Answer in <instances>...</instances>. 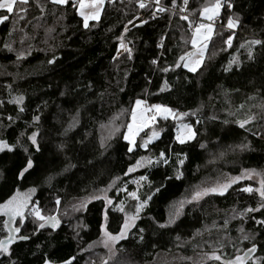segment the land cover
Masks as SVG:
<instances>
[{
	"label": "trees",
	"instance_id": "1",
	"mask_svg": "<svg viewBox=\"0 0 264 264\" xmlns=\"http://www.w3.org/2000/svg\"><path fill=\"white\" fill-rule=\"evenodd\" d=\"M38 2L43 12L37 0H29L23 20L17 19L15 11L0 10L9 15L0 23V139L14 144L20 137L35 161L31 175L20 180L17 173L25 153L19 147L0 153V203L16 189L22 192L36 186L33 200L45 215H57L61 224L32 235L37 227L33 217L26 215L18 226L12 221L10 227L20 228L17 235L31 239L10 245L11 260L44 264L47 257L59 264L75 257L72 264H221L204 254L216 249L222 260L241 255L251 246L240 241L241 227L256 235L258 248L253 256L264 257V227L252 219H264V209L243 220L232 218L234 209L240 212L261 202L254 191L242 190L251 183L239 181L224 195L193 199L203 185L241 175L244 169L264 173V0H231L233 7L221 10L204 63L195 73L174 65L192 50L190 29L200 20L202 8L214 0H189L188 21L180 18L183 0H176V8L170 0H160V6L168 9L165 12L157 11L155 0H146L144 8L140 0L107 1L99 21H90L89 29L82 27L73 7ZM230 15L240 18L235 30L226 26ZM229 35L230 47L224 42ZM120 36L132 49L131 59L123 50L117 56ZM253 39L262 43L251 46L250 59L248 42ZM5 43L13 50L8 51ZM19 52L25 56L17 60ZM53 56L55 63L49 64ZM233 58L239 66L233 64L225 71ZM19 95L25 97L22 113L20 106L9 103ZM136 99L189 113L183 121L192 125L195 138L180 144L176 140L180 121L158 118L153 124L162 129L159 138L147 149L140 147L141 138L150 133L147 128L129 153L123 135ZM250 115L256 119L240 128L236 121ZM33 116H39V121H33ZM33 131L38 132L39 152L27 140ZM249 143L250 150L238 147ZM161 151L168 164L155 163ZM177 154L184 159L182 166L177 165ZM140 157H150L154 163L129 173ZM178 167L183 173L180 179L175 178ZM49 175L55 177L50 184L46 182ZM142 175L146 181L139 186L133 183ZM125 187L128 192L138 190L141 199L152 192V199L136 227L108 255L97 247L105 225V201L89 198L106 195L114 203L123 200L131 211L135 202ZM157 187L159 192L154 191ZM178 208L180 215L174 222L159 227ZM108 215L107 228L116 233L123 214L108 206ZM5 221L0 216V239L8 235ZM0 264H9L8 258L0 256Z\"/></svg>",
	"mask_w": 264,
	"mask_h": 264
},
{
	"label": "snow or ice",
	"instance_id": "2",
	"mask_svg": "<svg viewBox=\"0 0 264 264\" xmlns=\"http://www.w3.org/2000/svg\"><path fill=\"white\" fill-rule=\"evenodd\" d=\"M49 2L53 5H65V6H71L74 9H76L78 15L82 18V27L84 29L90 28V21H99L101 16V11L104 7L105 0H49ZM109 2H112V0H109ZM171 5L173 8L177 7L176 0H170ZM29 3V0H0V10H6V13L12 14L15 11V15L18 20H23L25 18V15L28 11V8L26 7ZM155 3L157 5V11L159 12H165L168 9H166L163 6H160V0H155ZM189 3V0H183V6L181 7L180 11L183 13L187 11V5ZM19 5L20 7L14 9V6ZM37 6L40 7L41 11L43 12V7L39 5V2L37 0ZM140 8H144L146 5L143 2V0H140ZM231 9L233 7V4L231 3V0H214V2L210 5H205L202 10L200 11V16L207 21H215V18L218 17L221 13V10L224 8ZM180 18L182 20L188 21L189 16L188 15H181ZM9 19V15L7 14H0V23H3ZM145 21H142V23ZM131 23V21H129ZM190 26L191 22L189 21ZM241 21L240 18L237 16L233 18V16H228L227 18V28L228 29H235L240 25ZM125 31H127V28H125ZM214 33V23H199L196 24L193 27V33L190 38V43L192 50L185 52L182 56L179 57V61L175 63V67H183L186 68L189 72L195 73L203 64L205 60V54L208 49V42L212 39ZM119 41V47L117 49V56H119L120 50H123L124 53L127 54L128 59H131L132 57V49L128 46L127 43H125V39L123 36H120L117 38ZM229 47L231 46L232 42V35H229L227 40L224 41ZM250 47L248 51L249 58H252V50L251 46L254 45H260L262 43L259 39H253L248 42ZM243 47V45H241ZM4 47L8 51H12V47L10 44L5 43ZM30 54V53H29ZM25 56V53L19 52L17 54V60L23 59ZM116 59V57H114ZM56 57L53 56L52 59L48 61L49 64L55 63ZM153 64L156 63V60L152 61ZM233 64H236L239 66V61L233 58L232 61L229 62V65L227 68H225V71L231 70V67ZM163 71L167 72L169 69L164 68ZM10 87V86H9ZM25 97L23 95H19L15 97L14 99L10 100L9 103H15L17 106H20L23 104ZM3 101H0V104H2ZM243 107V105H241ZM24 107H19V112H24ZM189 113L187 112H180L176 109H173L167 105L160 104V103H154V104H148L147 100L144 99H136L135 104L131 109V123L127 125L128 131L126 134L123 135V139L128 142L129 147L127 148V151L129 153L133 152V147L136 145V136L144 129V128H151V125L157 120V117H159L162 120H168L169 118L173 120L180 121V123L177 125V135L176 140L180 144H185L188 141H191L195 138L196 132L193 130L192 125L183 123V118L188 116ZM191 115H195V113H191ZM9 121L12 120V117H8ZM255 115H250L246 119L238 120L236 123H238L240 128H245V125L249 124L251 121L255 120ZM33 121H39V116H33ZM199 121H197L198 123ZM227 122V121H225ZM24 133H21L20 136H24ZM253 135H256V133H253ZM160 136V132L156 131L155 129L151 130V135L147 136L146 139L142 138V142L140 144V147H143L145 149L148 148L149 143L153 139H157ZM38 132L33 131L30 135L27 136V140L30 141V146L36 151H40V145L38 143ZM203 146V145H202ZM21 148L22 151L25 153V162L23 166L19 169L17 173V178L20 180L25 179L26 174L31 175V171L35 167V161L32 158V154L29 151L28 146H24L21 143L20 137H17L16 142L14 144H10L6 139H0V153H3L5 151L7 152H13L16 148ZM62 147V146H61ZM101 147H104V144H101ZM242 151L243 150H250V143L249 144H242L238 146ZM180 154H177V165L182 166L184 164V159L179 158ZM163 162L164 164H168L169 160L166 157V154L161 151L158 154V157L155 159V163ZM143 162H146L148 165H152L154 163L153 159L150 157H140L135 165L130 166L128 168V172H133L137 168L143 166ZM58 175V174H57ZM183 175L182 172L179 171V167L177 168V175L176 179H180ZM262 176L264 177V173L257 172L255 169H244L241 173V175L233 176L230 179L226 180L223 183H219L214 187L204 188L201 191H197L195 195L193 196V199H199L205 195L208 194H219L224 195L225 192L229 188L232 187L233 184L238 183L239 181L243 179H252L253 176ZM55 177L52 175H49L46 177V182L51 183L52 180ZM118 179V178H117ZM168 179H171V177H168ZM146 176H140L139 181H146ZM139 181H133V183H137L139 186ZM260 186L256 189H253L251 186H247L243 188L242 190L244 192L252 193L253 191L257 192L259 196L261 197V202L258 204L257 207H246L240 212H236L235 209L233 210V219L239 217L241 220H243L249 213L259 212L261 209H264V178L260 180ZM112 185H109L108 187H111ZM127 196L131 198L132 201L135 203L132 205V210L128 211L125 207V201L120 200L118 203H114L113 199L107 197L106 195L101 197L99 195L91 196L89 199H101L103 198L105 201V208L103 212V219L105 221V225L102 226L103 231V240L101 241L104 245V247L109 248L111 250V246L115 244L116 242L126 239L127 234L131 231L132 228L136 227V221L141 218V212L147 207L149 201L152 199V192H149L145 195L143 199H141L140 195L138 194V190L128 192L127 188L125 187L123 189ZM37 191V187L33 186L27 189L26 192L21 193L19 189H16L14 194L10 196L5 202L0 203V213H3L4 215L9 217L8 221H5L6 227H8V235L4 239H0V256H6L8 258L9 264H16V261L11 260L12 251L10 249V245H12L17 240L20 241H28L31 239L30 235L24 234V235H17L20 232L19 227H10L13 220H15L16 217L20 218V221L23 222L25 219L26 213L34 218V223H36L37 227L33 230L32 235H35L36 231L40 229H45L46 227H50L51 229H56L60 226L61 220L58 218L57 215L49 214L45 215L42 208L39 206L38 201H34L32 199L33 194H35ZM155 192L160 191V187L155 188ZM56 205L60 204V199L57 198L55 201ZM108 206H112L113 211H117L119 213L123 214L122 223L119 227V230L116 233H113L108 230L107 228V222L109 220L108 215ZM85 205L82 202L81 208H84ZM183 207V203H181L180 208ZM180 215V209H176L175 213L170 216L169 221L167 224H159V227L164 228L167 227L168 224H171L174 222L175 218ZM253 220H255V223L257 225H260L261 227H264V219H256L255 217H252ZM228 224V221H224V227L226 228ZM139 231L142 233L143 229H139ZM238 231L241 233V236L239 237L240 241H249L251 246L248 247L246 250H244L243 255H235L232 259H226L222 260V256L217 254L216 249H214L211 253H205L204 255L212 261H221V264H248L250 260L253 261V264H264V257H256L253 259V254L257 252L258 245L254 242L256 235L255 233L249 235L245 232L244 228L241 227L238 229ZM143 239V237H140ZM91 246V245H90ZM235 247V245H233ZM39 247V245H37ZM221 248H223V245H221ZM239 252V250H237ZM73 260H75V257H70L67 260L59 262V264H72ZM44 264H57L56 261L51 260L47 257L44 258ZM106 264V262H105Z\"/></svg>",
	"mask_w": 264,
	"mask_h": 264
},
{
	"label": "rangeland",
	"instance_id": "3",
	"mask_svg": "<svg viewBox=\"0 0 264 264\" xmlns=\"http://www.w3.org/2000/svg\"><path fill=\"white\" fill-rule=\"evenodd\" d=\"M107 1H109V0H105V4H106V2ZM112 1H114V0H112ZM105 4H104V6H105ZM15 7V6H14ZM104 8V7H103ZM103 10V9H102ZM101 15H102V11H101ZM101 17V16H100ZM199 23H214V29H215V27H216V24H215V22H213V21H207V20H204L201 16H200V20L196 23V24H199ZM195 26V25H194ZM208 44H209V42H208ZM206 53H207V51H206ZM205 56H206V54H205ZM204 63V62H203ZM203 65V64H202ZM202 67V66H201ZM200 67V68H201ZM199 68V69H200ZM184 69H186V68H184ZM198 69V70H199ZM187 70V69H186ZM197 70V71H198ZM158 118L159 117H157V120H158ZM156 120V121H157ZM155 121V122H156ZM154 122V123H155ZM183 123H186V122H184V121H182ZM131 123V122H130ZM180 122H178L177 123V125L179 124ZM145 129H147V127L146 128H144L137 136H136V143H137V141H138V137L140 136V134L145 130ZM152 129H155L156 131H159V132H161V128L160 127H157V126H155L154 124H152L151 125V130ZM151 130H150V133H149V135H151ZM127 131H128V128H127V130H126V133H127ZM125 133V134H126ZM148 135V136H149ZM143 138V137H142ZM142 138H141V140H140V143L142 142ZM147 137H145V138H143V139H146ZM136 146V145H135ZM135 146L133 147V149L135 148ZM148 164L146 163V162H143V166H141V167H139V168H143V167H146ZM257 172H261L260 170H256ZM262 173V172H261ZM262 179V176H253L252 177V179H243V180H241L242 182H249V183H251V187L253 188V189H256V188H258L259 186H260V180ZM226 180H228V179H225V180H220V181H212V183H209V184H205V185H203L202 187H200L199 189V191H201L202 189H204V188H209V187H214V186H216L217 184H219V183H223V182H225ZM137 181H139V179H137ZM140 182V181H139ZM27 191V190H26ZM26 191H22L21 193H24V192H26ZM255 192V191H254ZM256 194H258L257 192H255ZM259 195V194H258ZM33 196H34V194H33ZM33 196H32V199H33ZM202 198V197H201ZM201 198H199V199H201ZM199 199H195V200H199ZM127 205L125 204V207H126ZM126 210H128V207L126 208ZM128 211H130V210H128ZM26 215L28 216V214L26 213ZM25 215V216H26ZM0 216H3L4 218H7L8 220H9V217L8 216H6V215H4L3 213H0ZM17 221V224L15 223ZM13 222L15 223H13L14 225H16V226H18V225H21V221H20V218L19 217H16L15 218V220H13ZM13 225V226H14ZM129 234V233H128ZM127 234V235H128ZM103 231H102V236H101V239L97 242V247L98 248H101V249H103V250H105L106 252H107V254L108 255H111V254H113L114 253V250H115V248H116V244L118 243V242H120V241H118V242H116L115 244H113L112 246H111V250H109V248H106V247H104V245H103V243L101 242L102 240H103ZM241 255H243V253L241 254ZM255 257L253 256V259H254ZM250 261H252V260H250ZM249 261V262H250Z\"/></svg>",
	"mask_w": 264,
	"mask_h": 264
},
{
	"label": "built area",
	"instance_id": "4",
	"mask_svg": "<svg viewBox=\"0 0 264 264\" xmlns=\"http://www.w3.org/2000/svg\"><path fill=\"white\" fill-rule=\"evenodd\" d=\"M146 0H143V2H145ZM174 12L176 13L177 12V10H174ZM183 15H188L186 12H184L183 13ZM189 16V15H188ZM215 24L217 25V24H219L220 23V17L218 16V17H216L215 18ZM193 27H194V25L192 26V28L190 29V33L192 34L193 33ZM235 30V29H234Z\"/></svg>",
	"mask_w": 264,
	"mask_h": 264
}]
</instances>
